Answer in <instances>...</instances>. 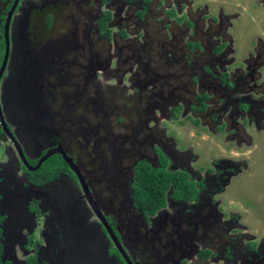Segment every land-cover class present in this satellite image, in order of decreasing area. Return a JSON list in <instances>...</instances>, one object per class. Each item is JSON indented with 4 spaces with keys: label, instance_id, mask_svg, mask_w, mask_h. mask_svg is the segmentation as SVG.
<instances>
[{
    "label": "rangeland",
    "instance_id": "rangeland-1",
    "mask_svg": "<svg viewBox=\"0 0 264 264\" xmlns=\"http://www.w3.org/2000/svg\"><path fill=\"white\" fill-rule=\"evenodd\" d=\"M55 1L23 0L11 26L12 54L2 81L1 102L7 123L18 138L22 140L21 133L28 132L24 122L31 123H29V132L33 129L37 132L34 134L33 143H30V149L27 147L25 135L23 136V145L28 157L32 159L39 155L41 139L45 133L57 131V136L52 138L67 141V147L78 154L80 162L87 164V167L91 164L94 165L93 167L95 164H101L102 156L109 153V150L112 152L108 158L114 157L115 154H117L116 157L121 155L126 167L133 163L134 153L154 161L155 153L152 151V146L143 145L141 142L144 140L143 136H146L144 142L152 143L154 134H156V138L163 141H166V138H171L172 140L168 142L170 146L175 143L174 150L178 161L174 164V169L177 166L183 169L185 163L181 159H189L193 170L204 176L203 174L214 172L213 164L217 163L214 162L216 159L228 158L235 162H244L248 167L244 168L246 170L242 175L236 177L228 186L223 182L218 184L223 192L214 196L213 201L219 203L220 207L226 211L230 212L231 209L232 213L243 215L244 223L248 226L251 236L241 238V241L244 246H247V252L253 253L251 246L259 245L264 238V123L258 127L255 122L249 121V125L244 124L240 119V124L245 125L253 140L252 146L245 144L241 146L236 140L232 141L234 133L230 128L236 124V118L231 119L229 116L238 109L242 98L248 94H250V98L264 102V67L262 66L264 65V0H181L179 5L177 4L182 8L179 10V15H184L187 23H195L191 28L186 23L178 24L177 21L171 20L165 14L166 9L162 8L163 5L170 8L171 5H174L175 0L153 1L147 7L143 20H140L138 15L136 16V6L127 5L125 2L112 1L100 4L101 0H88L87 3H85L86 0L83 2L82 0H68L69 2L58 0L57 6L64 10L62 16L53 17L48 31H46L45 24L40 21V32L43 33V37H39H54L56 40L42 46L29 47L23 41L24 28L30 14H28V10L40 9L46 2L54 3ZM195 1L200 5H195ZM101 5L102 9H100ZM222 11L237 15L234 24H228L225 17L223 18L225 24H214L209 19L213 18L214 22L218 19L216 21L220 22ZM91 12L94 15H89ZM103 12H110L113 17L112 24H110L114 37L112 41L103 39L96 30V18ZM122 32L126 34L125 38L121 36ZM63 36H69V39L63 38ZM194 42L201 43L205 48L199 51L189 48L188 44ZM77 44L78 47H76ZM222 44H227V48L223 52L217 53V48ZM18 48L21 50L20 54H18ZM68 52L71 53L66 58L68 62H71V65L67 64L68 66L66 65L64 69L62 67L63 72L59 73L62 64L58 58L63 54L67 55ZM91 55H94L93 59ZM90 60L92 62L88 66ZM99 62L104 65L110 63V68L104 70L102 67L99 70L94 66ZM85 65L88 66V71L91 70L88 74H86ZM66 67L68 68L66 69ZM248 67L253 72L260 71L262 76L260 73L254 74L253 81L251 76H246ZM64 71L73 75L75 87L73 85L69 88L58 86L55 89L57 92L55 104L52 102L53 120L50 119L49 113L43 112V120L40 125L32 124L31 117L37 104L28 100L24 95L19 97V94L24 93L26 89L34 92L37 86L40 99L44 103L49 102L47 88L50 87V84L56 82L63 84L69 79ZM222 74L229 75L228 83L221 81ZM85 76L88 77L87 82L89 80L91 82L90 85L88 84L89 90L86 91V97L96 104L99 103L98 105L89 104L88 107H85L82 103ZM198 79L200 83H198ZM94 82L96 84L100 82L102 86L112 89H104L103 96L99 97V89L95 87ZM232 83L235 87L231 86ZM8 86L12 92L11 97L7 94ZM220 87L223 90H220ZM65 93L74 98L65 102L66 99L62 96ZM203 95L209 96V100L205 102L208 107L207 111L203 113L192 111L193 107H199L198 97ZM144 98L148 102L146 105ZM141 100L143 103H140ZM234 100H239L240 103L237 104ZM134 101L137 103L135 104ZM75 103L77 104L74 105ZM105 104L111 106L106 107ZM262 104L264 103L257 104L253 115L259 114L258 109H261ZM135 105L136 108L138 106V110L135 109ZM173 106L181 108L176 115L171 112ZM57 113L59 115H56ZM122 116L124 122L115 123ZM105 117L111 122L110 130L115 134H123L124 138L110 137V141H107L109 130L104 126ZM45 118L49 119L44 121ZM194 120H198L197 126L194 124ZM16 122L21 123L16 124ZM62 122L66 123L62 125ZM222 125L226 128H219ZM60 128L63 130L59 132ZM144 129H148L145 130V134ZM215 129L216 134H213ZM88 133L90 136L86 141ZM126 138L129 139L125 140ZM97 140H100L98 145L105 153L100 152L98 148H93V145L97 144ZM4 141H6L5 138L0 137V164L5 159L8 161L2 151L6 147ZM192 150L198 154V162L197 160L192 162L195 156ZM84 151H88L91 155L85 157L82 154ZM11 153L19 161L13 148ZM86 159L92 162L89 163ZM12 161L15 163L11 159ZM107 162L104 161L105 164ZM117 166L118 164L111 168L113 173L118 169ZM13 175L16 176V180L22 179L20 165H16ZM99 175L104 176L103 174H90L89 177L93 180L92 177L97 178ZM106 180L111 182L110 179ZM12 181L14 180L12 179ZM106 184L110 183L103 180L100 189L105 190ZM73 186L79 196L81 194L80 187L75 184ZM95 186L99 188L97 183ZM17 189L18 187H14L13 191ZM171 195L172 192L169 193L168 212L174 213L175 207L171 204L173 201ZM119 202L120 200L113 205L118 206ZM0 204L2 205V203ZM23 204L24 207L29 205L28 203ZM79 207L83 210L86 208L83 203ZM122 208L121 211L115 212H113V208H109L115 214L114 219L117 218V214H120L123 221H126L133 213L130 208H126V205H123ZM126 212L128 213L125 214ZM136 214L137 211L134 210V215ZM32 217L35 218V216ZM37 218L29 226L30 230L34 231V236L39 238L41 228L37 225L46 220L39 221ZM26 222L19 220V223L16 224L24 225ZM61 227L63 229L62 225ZM30 230H19L15 239L13 233L10 238L8 237V242L6 241L8 249L4 255L6 259L14 263L24 261L25 252L21 246L20 237L23 234H30ZM62 231L60 233L63 247L69 249L70 238ZM238 232L241 233V231ZM41 238V243H43L46 238L43 235ZM141 238L144 239L143 236ZM189 249L191 248L176 249L170 257L175 259L176 264H182L181 261L186 264H206L194 257L196 249ZM256 250L258 248H255ZM258 253L261 254V251ZM247 255L249 260L253 259L252 254L248 253ZM257 258L258 260L254 263L240 260H235L234 263L261 264L264 258L261 255H257ZM169 263L164 260L160 264ZM210 264H232V262L224 263L219 257V259L211 260Z\"/></svg>",
    "mask_w": 264,
    "mask_h": 264
},
{
    "label": "flooded vegetation",
    "instance_id": "flooded-vegetation-1",
    "mask_svg": "<svg viewBox=\"0 0 264 264\" xmlns=\"http://www.w3.org/2000/svg\"><path fill=\"white\" fill-rule=\"evenodd\" d=\"M57 1L58 0H56L54 3L46 2V4L42 5L40 9L33 8L31 11L28 10V14H30L27 20V25L24 28L25 37L23 41L26 42L29 47L32 48L34 46H42L56 40L54 37H39H43V33L40 32V21L45 24L46 31H48L50 29V24L53 22V17L58 18L59 16H62V12L64 10L57 6ZM63 1L69 2L68 0ZM83 1L84 0H82V2ZM112 1L125 2L127 5L136 6V16L138 15L139 19L143 20L145 13L147 12V7L155 0H150L149 2L145 0H135L134 2H130L128 0H109L106 2V0H101L100 4H106ZM22 2L23 0H20L17 9L14 11L11 17V21L9 22L10 54L8 57L7 68L0 84V137L5 138L6 140L4 141V143H6L4 144L6 147L3 148L2 151L5 155V158H8V161L7 159H5V161L3 159L4 162L0 164V203H2V205L0 204V249L3 250V261L7 262L8 264H160L166 260L170 262L169 264H176L175 259L170 257V255L174 253V250L176 249L185 250L187 248H191L189 250L196 249L194 257L205 262L206 264H210L211 260L219 259V257L224 263L232 262V264H235V260L254 263L256 260H258L257 255H261L262 258H264V244L262 245V243H264V238L259 245L257 244V246H251L253 253L247 252V246H244L241 238H248V236H251V234L248 226L244 223L243 215L241 213H232L233 211L231 209L230 212L226 211L223 207H220L219 203L213 201L214 196L223 192L222 189L218 187V184L223 182V184L225 183L228 186L236 177L242 175L244 170H246L244 168L248 167L244 162H235V160L228 158L216 159L214 162L217 163L213 164L214 172L212 174L202 173L204 176L199 175L198 172L193 170L191 162L188 161L189 159H181L185 163V167H183V169L177 165H175L177 167L174 169V164H176V161H178V157L176 156L174 150L175 143L170 146L168 142L172 140L171 138H166L165 136L166 141H163L162 139L156 138V134H154L152 136V143H148L147 141L144 142V140L147 138L146 136H143L144 140H141V142L143 145H149L150 147L152 146V151L155 153V162L153 160L147 159L146 156H137V153H134L133 163L126 167L124 158L121 157V155L120 157H116L117 154H115L114 157L108 158V155L110 152H112L109 150V153H106L104 156H102L103 161L101 164H95V167H93L94 165L91 164L88 165L89 167H87V164L80 162V156L75 154V152L71 151V149L67 147V141L52 138L55 135L57 136V131H48L45 133L41 139L42 142L39 155L33 157V160L28 157L27 151L23 145V136L25 135L27 147L30 149V143H33V139L35 137L34 134L37 132L34 131V129L29 132L30 122H24L28 132L21 133L22 140L18 138V136L15 135L11 129V126L7 123L8 121L1 102L2 81L6 75L12 54L11 26L13 18L19 11ZM87 2L88 0L85 1V3ZM180 2L181 0H175L174 5H171L170 8H168L166 5H163L162 8L166 9L165 14H167L171 20L177 21L178 24L186 23L191 28L195 23H187L184 15H179V10L182 9L180 6H178V3ZM14 3L15 0L9 9L5 4H0V29L3 30L5 42L4 54L0 69L6 56L5 27ZM195 5L199 6L200 4H197V1H195ZM188 6L187 8L190 9ZM102 8L103 6L101 5L100 9ZM107 14L111 17L108 24V27L111 29L110 24H112L113 17L110 12H103L96 18V30L99 34V21L104 19ZM140 14H142L143 17H141ZM89 15L94 14L91 12ZM224 17L227 18V22H229L228 24H234L237 15L227 14L222 11L220 15V22L216 21L218 19H216L215 22L213 18L209 19L214 24H225V19L223 20ZM73 29V31H75V28ZM101 36L103 39L108 40L103 35ZM63 38L69 39V36H63ZM113 38L112 32V39ZM112 39L108 41H112ZM78 44L76 47H78ZM197 45H199L198 48L196 47ZM223 46L224 48L221 52L227 48V44H222V47ZM188 47L198 51L205 48L199 42L190 43L188 44ZM20 53L21 50H19L18 54ZM70 53L71 52H68L67 55L63 54L61 57L59 56L58 60L62 64L59 73L63 72L62 67L64 69L67 64L71 65V62H68V59L66 58ZM91 57L93 59L94 55H91ZM62 60L66 63H64ZM90 62H92V60L89 61L88 66H90ZM88 66L85 65V68L87 69ZM94 66L98 67L99 70H101L102 67H104V70H106L110 68V63L104 65L99 62L95 63ZM262 66L264 67V65ZM67 68L68 67H66V69ZM246 69V76H251L253 81L254 74L260 73V71L258 72L256 70L255 72L251 71V68L249 69V67ZM86 71V74H88V72L91 70L88 71L87 69ZM92 71L94 72L93 69ZM208 74H210V72H208ZM65 75L69 77L67 82H64L63 84L56 82L55 84H50L51 88H47L49 102L44 103L43 100L40 99L39 89L37 86L35 87L34 92L30 91V89H26L24 93L19 94V97L24 95L28 98V100H31L33 103L37 104V108L31 117L32 124L36 126L40 125L43 120V112L49 113L50 119L53 120L52 114L54 115V113H52V102L55 104L57 98V92L55 89H57L58 86L69 88L71 85L74 87L76 85L73 82V75H71L68 71L65 72ZM260 76H262V73H260ZM112 77L114 76L112 75ZM87 78L88 77L86 76L84 78L85 83L82 90L84 99L82 100V103H84L85 107H88L89 104L98 105L99 103L96 104L92 102L90 98L88 99L86 97V91L89 90L88 84H91L89 79L87 82ZM229 78L230 77L228 74H222L221 81L228 83ZM198 83H200L199 79ZM94 84L95 87L99 89V97L103 96L104 93L102 91H104V89H112L111 87L102 86L100 82L97 84L94 82ZM231 86L235 87L233 83ZM9 88L10 87L8 86L7 94L11 97L12 92ZM220 90H223L222 87H220ZM62 96H64L63 98L66 99L65 102H68L71 98H74L68 93H65ZM205 96L208 95L198 97L200 102L199 107H193L192 111H197L199 113L207 111L208 107L206 104L205 110H203L202 107L204 103L209 100V98L206 100L200 99V97ZM222 97L224 98V95ZM250 97V94L243 97L241 103L238 102L239 100H234L237 104L240 103V106H238V109L234 110L233 114L229 116L231 119L236 118V124L234 127L230 128L235 137H232V141L236 140L241 146H243L242 144L252 146L253 140L251 135L248 134L245 125L243 126L242 123L240 124L239 120L241 119L244 124L247 123L249 125V121L255 122L258 127L264 123V104L261 105L262 107L260 110L257 108L259 114L253 115L257 104L264 102H258L259 100L257 101ZM134 102L135 104L137 103L136 101ZM144 102L145 105L148 104L145 98ZM77 103L79 104L81 102ZM140 103H143V101L141 100ZM225 103H227V101H225ZM104 106L110 107L111 105L109 106L108 104H105ZM135 109L138 110V106L136 108L135 105ZM180 110L181 108L173 106L171 112L176 115ZM56 115L59 114L57 113ZM1 116L3 118H1ZM105 118L104 126L109 130V138H107V141H110V137L120 136L124 138L123 134H115L110 130L111 122L109 119H107V117ZM48 119L49 118H45L44 121ZM118 121L115 123H123L124 117L122 116L118 119ZM20 123L16 122V124ZM65 123L66 122H62V125ZM4 124L7 126L15 141L5 131ZM194 124L197 126L199 124L198 120H194ZM62 128H60L58 131H62ZM219 128L225 129L226 127L222 125ZM148 129H144V134L145 130ZM216 129L213 131V134H216ZM90 133L87 134V137L85 138L86 141H88L87 138L90 136ZM92 135L94 136L95 132ZM159 137L162 136L160 135ZM48 138H52L51 140H53V142H51V140H47ZM62 139H64V137H62ZM128 139L129 138H126L125 140ZM99 141L100 140H97V144H94L93 148H98L100 152L105 153L99 147ZM15 142L21 147L29 166L25 165ZM107 143L110 145L109 142ZM12 148L17 153L19 161L12 156ZM53 151H57V153H55L44 164H42L38 170H32L38 166L40 161L48 153ZM94 153L96 154V152ZM82 154L85 157L91 155L88 151H84ZM193 154L195 155L193 158L195 161L192 160V162H196V160L198 162L199 156L196 154L195 150L193 151ZM162 156L167 159L168 170L172 172L179 171L184 173L188 177V181L195 185L198 194L193 201L175 200L171 195V199L173 200L171 204L173 207H175V212L170 213L168 212L169 193L172 191H169L166 195V207L159 210L154 215L149 214L146 216L139 206L136 194L134 192V169L139 162L144 161L148 162L153 167L158 168L161 166L160 160ZM11 159L14 160L15 163H13V161L11 162ZM67 159L70 160L81 173L82 177L84 178L86 189L81 179H79L77 174L67 163ZM91 159H94V157H91ZM50 161L55 165H48L47 163ZM104 161L108 162L105 164ZM87 162L91 163L92 161L87 160ZM116 164H118V169L115 173H113L111 168L116 166ZM16 165H20L22 171L23 176L20 180H16V176L13 175V172L16 170ZM55 168H59L60 171L56 178H52L51 175H53ZM237 168L240 169L237 171ZM47 170H49L51 174L47 172ZM38 172L39 174H37L35 177L32 175ZM90 174H103L104 176L99 175L97 178L92 177V180L91 177H89ZM11 178L14 181H12ZM106 179H110L111 182ZM36 180H40L41 182L44 181V183L36 184ZM103 180H105L107 183H110L105 185V190L100 189V184ZM96 183L98 184L99 188L95 186ZM74 184L80 187L79 191L81 194L79 196L75 192V188L73 186ZM14 187H18V189L13 191ZM105 191L107 192L106 195ZM119 200L120 202L118 206L113 205V203H116ZM23 203H28L29 205L24 207ZM81 203L86 206L84 210L80 209L79 207ZM123 205H126V208H130L133 213H131L126 221H123V218L120 214H117V218L114 219L113 216H115V214L113 212L121 211L123 209ZM93 206L96 207V210H98L100 214H102L104 221L97 215ZM110 207L113 208V212L110 211ZM134 210L137 211L136 215H134ZM127 213L128 212L125 214ZM32 216H35V218L38 217L37 219H39V221L44 219L46 220L44 223L41 221L39 225H37V222L35 223V226L37 225V227L41 228L40 234L46 238L43 243H41V235L39 234V238H36L34 236V231L30 230V223L36 221V219ZM19 220L25 222L28 220V222H26L24 225H17L16 223H19ZM61 225L63 226V229ZM65 227L68 228L64 229ZM21 229L30 230V234H23L20 237L21 246L25 252V259L19 263H14L13 261L4 257L5 251L8 249L7 240L8 237L10 238L12 233L13 238L15 239L17 236L16 233H18ZM60 230H63V234H66V236L70 238L71 242L68 244L69 249H65L63 247V239ZM238 231H241V233L239 234ZM110 232H112L115 238ZM142 236L144 239L141 238ZM255 248H258V250L255 251ZM258 251H261V254L258 253ZM205 252L208 254V256L204 259L202 256ZM248 253L250 255L252 254L251 256L253 259L249 260L247 255ZM126 257L129 258L130 263L126 260ZM262 262H264V259L261 261V264ZM181 263L186 264L182 261Z\"/></svg>",
    "mask_w": 264,
    "mask_h": 264
},
{
    "label": "trees",
    "instance_id": "trees-1",
    "mask_svg": "<svg viewBox=\"0 0 264 264\" xmlns=\"http://www.w3.org/2000/svg\"><path fill=\"white\" fill-rule=\"evenodd\" d=\"M109 0H106L108 2ZM130 2H134L135 0H128ZM150 1V0H145ZM14 0H0V4H5L6 7L9 9ZM143 17L142 14H140ZM111 17L107 14L104 19L99 21V31L100 34L106 37L108 40L112 39V31L108 27L109 21ZM121 35L125 38L126 34L123 32ZM4 36L3 30L0 29V66L2 63V57L4 54ZM197 48L199 45L196 46ZM194 48V46H193ZM224 46L217 48L216 52L220 53ZM208 96L200 97L202 100L208 99ZM203 110L206 109L205 103L202 107ZM48 165H55L53 162H48ZM160 167L155 168L148 162H139L135 167V182H134V192L137 197V201L139 206L141 207L144 215H154L159 210L166 207V195L169 191H172V198L175 200H184L193 201L198 194V191L195 188V185L188 181V177L182 172H172L168 170V162L164 156L161 157L160 160ZM45 167V166H44ZM42 170V169H41ZM60 169L55 168L52 178H56ZM51 174L49 170H47ZM39 174L35 173L32 174L34 177ZM35 183L43 184L40 180H36ZM208 254L205 252L203 253V258H207ZM0 264H8L7 262L3 261V250L0 249ZM31 264V263H30Z\"/></svg>",
    "mask_w": 264,
    "mask_h": 264
},
{
    "label": "water",
    "instance_id": "water-1",
    "mask_svg": "<svg viewBox=\"0 0 264 264\" xmlns=\"http://www.w3.org/2000/svg\"><path fill=\"white\" fill-rule=\"evenodd\" d=\"M20 0H15V3H14V6L9 14V17H8V22L6 24V27H5V39H6V56L4 58V61H3V64H2V67L0 69V84H1V80H2V77L5 73V70L7 68V63H8V57H9V54H10V38H9V28H10V24L9 22L11 21V17L14 13V11L17 9L18 7V4H19ZM0 114H1V108H0ZM1 118H3L1 116ZM4 127H5V131L9 134L10 137H12V139L14 140L12 134H10V131L8 130L7 126L4 124ZM15 141V140H14ZM16 143V142H15ZM16 146H17V149L19 151V154L21 156V158L24 160V163L26 166H29L28 162L26 161L25 157H24V154H23V151L21 149V147L18 145V143H16ZM55 153H57V151H53V152H50L48 153L41 161L40 163L38 164V166L35 168V169H32V170H38L42 164H44L51 156H53ZM67 163L69 164V166L72 168V170L77 174V176L79 177V179H81L85 189H86V185L84 183V178L82 177L81 173L78 171L77 167L74 166V164L67 159ZM94 207V206H93ZM95 210H96V207H94ZM96 213L97 215L104 221V217L102 216V214H100V212L98 210H96ZM111 235L114 237V235L112 234V232H110ZM115 238V237H114ZM126 260L130 263V260L128 257H126Z\"/></svg>",
    "mask_w": 264,
    "mask_h": 264
}]
</instances>
